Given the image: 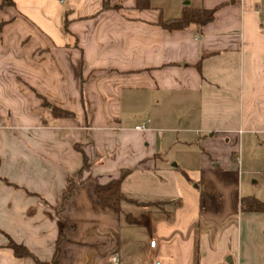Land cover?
<instances>
[{"label": "crops", "instance_id": "0c3cea01", "mask_svg": "<svg viewBox=\"0 0 264 264\" xmlns=\"http://www.w3.org/2000/svg\"><path fill=\"white\" fill-rule=\"evenodd\" d=\"M12 1L0 8V264H51L61 233L59 264H264V212L239 206L264 202L243 192L244 148L264 145V0ZM184 6L214 19L155 24ZM36 94L75 116L53 117ZM75 145L89 167L57 210L82 167ZM122 169L126 200L99 201L95 184Z\"/></svg>", "mask_w": 264, "mask_h": 264}, {"label": "trees", "instance_id": "16d2710c", "mask_svg": "<svg viewBox=\"0 0 264 264\" xmlns=\"http://www.w3.org/2000/svg\"><path fill=\"white\" fill-rule=\"evenodd\" d=\"M5 6H14L12 0H1L0 8ZM107 7L104 4V8ZM136 7L138 9H146L150 7L149 0H136ZM215 8L205 9V8H192L189 6H184L181 11V14L172 19H163L159 18L155 23L157 26L162 27L163 29L172 31V30H182L191 25H194L197 29H200L202 26L211 22L214 19ZM64 30L67 32V19L64 18L63 22ZM3 22L0 23V29ZM201 59L196 64V68L200 70ZM37 97L41 100V104L45 107L53 117L55 118H73L75 115L66 109L55 106L47 101V99L40 95L36 94ZM75 148L82 155V167L76 178L69 179L66 183L65 188L63 189L60 200L57 206V210H60L63 207V202L69 198L73 192H75L80 186H82L83 181L81 179L82 172L88 169V159L80 145H75ZM130 172L128 169H122L117 178L111 179L106 183L100 184L97 183L94 186V194L96 198L106 204H109L114 207H118L123 200H126L124 195L121 192V183L126 175ZM134 202V201H131ZM239 206L241 211L247 212H264V202L258 200L254 196H243L240 198ZM64 235L61 233L59 241L55 247L54 254L52 257L51 264H59V254H60V243ZM10 247L14 250V253L17 256H23L28 251L26 248L10 243Z\"/></svg>", "mask_w": 264, "mask_h": 264}, {"label": "rangeland", "instance_id": "374dc122", "mask_svg": "<svg viewBox=\"0 0 264 264\" xmlns=\"http://www.w3.org/2000/svg\"><path fill=\"white\" fill-rule=\"evenodd\" d=\"M244 149L245 159L250 154L249 157H253V160L245 162L243 192L264 196V145L253 147L251 153L247 148ZM248 170H251L252 173L248 174Z\"/></svg>", "mask_w": 264, "mask_h": 264}, {"label": "built area", "instance_id": "2783aa9c", "mask_svg": "<svg viewBox=\"0 0 264 264\" xmlns=\"http://www.w3.org/2000/svg\"><path fill=\"white\" fill-rule=\"evenodd\" d=\"M60 1H61V0H60ZM136 128H137V129H140V128H144V126H137ZM155 244H156V240H155V239H152V240L149 241V246H150V247H154ZM113 259H114V261H116V260H117V257H114Z\"/></svg>", "mask_w": 264, "mask_h": 264}]
</instances>
